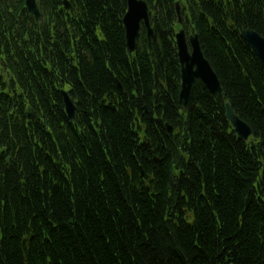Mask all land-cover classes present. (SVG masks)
Listing matches in <instances>:
<instances>
[{
	"label": "trees",
	"instance_id": "1",
	"mask_svg": "<svg viewBox=\"0 0 264 264\" xmlns=\"http://www.w3.org/2000/svg\"><path fill=\"white\" fill-rule=\"evenodd\" d=\"M71 1L83 14L78 31L91 36L94 66L83 74L90 99L98 103L113 92L114 77L126 94L117 110L96 113L100 135L90 130L85 140L66 139L61 156L57 125L46 127L57 122L49 105L56 109L60 97L47 87L53 81L46 69H34L43 91L36 83L33 99H41L45 115L37 112L32 133L8 120L0 137L12 134L20 146L10 163L0 158V264H264V68L241 36L252 29L264 37V0L218 6L185 0L224 97L253 130L251 146L236 141L222 102L201 83L181 113L172 10L158 0L162 12L153 26L162 36L152 54L131 63L121 21L126 0ZM97 26L106 42L92 37ZM48 58L56 60V49ZM144 105L147 135L161 160L148 166L155 174L151 193L138 177L139 164L149 171L146 141L139 144L132 129L133 110ZM166 121L179 132L169 133ZM184 207L194 213L197 231L184 220Z\"/></svg>",
	"mask_w": 264,
	"mask_h": 264
},
{
	"label": "water",
	"instance_id": "2",
	"mask_svg": "<svg viewBox=\"0 0 264 264\" xmlns=\"http://www.w3.org/2000/svg\"><path fill=\"white\" fill-rule=\"evenodd\" d=\"M132 1H134V3H132ZM138 3L139 2H136L135 0H131L130 18L129 21H127V28L129 31V38L127 44L131 50L133 49V39L135 31L137 29V23L140 18H144L143 6L140 4V7H138ZM133 7L134 9H132ZM244 38L248 41V43L258 54L261 59V62L264 65V39L255 31L244 32ZM190 44L192 47L191 52L188 50L183 34L180 33L177 35V55L181 64L182 76L179 103L182 104L184 107H186L187 104L191 85L197 79L202 80L209 88L212 94L220 96V86L216 78V74L213 72L210 64L204 59L197 38L191 37ZM68 111L69 113H71L72 111V107L70 105H68ZM229 114L231 122L237 127H239L237 120L234 118L231 112ZM169 129L171 128L169 127ZM237 130L241 133L243 137H246V132H243L239 129Z\"/></svg>",
	"mask_w": 264,
	"mask_h": 264
},
{
	"label": "rangeland",
	"instance_id": "3",
	"mask_svg": "<svg viewBox=\"0 0 264 264\" xmlns=\"http://www.w3.org/2000/svg\"><path fill=\"white\" fill-rule=\"evenodd\" d=\"M79 101H81V100H79ZM52 114L55 115V109H52ZM66 143H67L66 141H64V142H62V140L59 141L60 147H61V144L64 145Z\"/></svg>",
	"mask_w": 264,
	"mask_h": 264
},
{
	"label": "bare ground",
	"instance_id": "4",
	"mask_svg": "<svg viewBox=\"0 0 264 264\" xmlns=\"http://www.w3.org/2000/svg\"><path fill=\"white\" fill-rule=\"evenodd\" d=\"M200 88L202 89V86H200Z\"/></svg>",
	"mask_w": 264,
	"mask_h": 264
}]
</instances>
